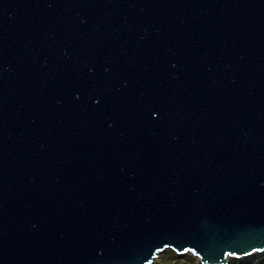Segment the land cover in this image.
<instances>
[{
  "label": "water",
  "instance_id": "obj_1",
  "mask_svg": "<svg viewBox=\"0 0 264 264\" xmlns=\"http://www.w3.org/2000/svg\"><path fill=\"white\" fill-rule=\"evenodd\" d=\"M264 252V0H0V264Z\"/></svg>",
  "mask_w": 264,
  "mask_h": 264
},
{
  "label": "rangeland",
  "instance_id": "obj_2",
  "mask_svg": "<svg viewBox=\"0 0 264 264\" xmlns=\"http://www.w3.org/2000/svg\"><path fill=\"white\" fill-rule=\"evenodd\" d=\"M244 258H250L251 261L260 260L262 261L261 264H264V252H257ZM241 259L243 258H231L229 264H231V262L235 264ZM198 262V257L191 253L178 255L175 251L169 249L161 252L160 256L155 259L153 264H197Z\"/></svg>",
  "mask_w": 264,
  "mask_h": 264
},
{
  "label": "trees",
  "instance_id": "obj_3",
  "mask_svg": "<svg viewBox=\"0 0 264 264\" xmlns=\"http://www.w3.org/2000/svg\"><path fill=\"white\" fill-rule=\"evenodd\" d=\"M262 261L258 260V261H251L250 258H243L241 260H238L235 264H261ZM197 264H201V263H197ZM231 264H234L231 262Z\"/></svg>",
  "mask_w": 264,
  "mask_h": 264
}]
</instances>
